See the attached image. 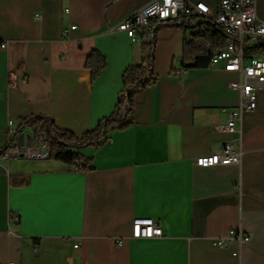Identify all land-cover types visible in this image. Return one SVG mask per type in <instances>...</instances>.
I'll return each mask as SVG.
<instances>
[{
  "label": "crops",
  "instance_id": "obj_1",
  "mask_svg": "<svg viewBox=\"0 0 264 264\" xmlns=\"http://www.w3.org/2000/svg\"><path fill=\"white\" fill-rule=\"evenodd\" d=\"M150 1L0 0V150L10 120L19 129L46 116L82 135L110 117L125 70L143 58L142 43L111 29ZM191 1L217 10L218 0ZM255 1L264 22V0ZM188 35L161 25L155 81L136 94L133 125L98 149H76L92 170L0 157V264H264V88L243 112L241 141L224 132V110L241 104L228 87L238 75L182 70ZM94 50L107 67L92 83L85 64ZM24 133L34 136L24 128L15 140ZM229 140L243 148L240 165H195ZM135 218L160 221L163 237L132 238ZM232 229L250 241L219 246Z\"/></svg>",
  "mask_w": 264,
  "mask_h": 264
},
{
  "label": "built area",
  "instance_id": "obj_2",
  "mask_svg": "<svg viewBox=\"0 0 264 264\" xmlns=\"http://www.w3.org/2000/svg\"><path fill=\"white\" fill-rule=\"evenodd\" d=\"M203 18L211 20L227 37L225 47L217 49L211 57L210 67L221 66L226 72L238 75L229 83V89L241 96L238 108L225 109L227 122L220 127L224 132L238 135L241 141L239 125L244 111L256 109L257 88H264V56L247 54L254 43L264 42V22L258 19L255 0H218L217 10L214 11L202 1L191 0H152L141 9L123 19L111 29V32L126 34L133 43H142L143 33L152 32L156 24L178 26L185 20ZM63 31L67 37L71 29ZM194 61L182 66L188 69ZM18 129L12 120L8 124V144L1 158L42 160L47 158L49 144L46 133L31 136L23 134V143L15 140ZM43 143V144H42ZM243 148L235 140L221 144L216 152L200 156L195 159L198 167L209 168L215 166L240 165ZM18 218L12 224H18ZM163 237L162 224L151 218H135L132 224V238L152 239ZM250 236L242 230L232 229L228 234L217 240L219 246H227L238 241L240 244L250 241ZM76 243L74 248L77 249ZM8 264H15L9 262Z\"/></svg>",
  "mask_w": 264,
  "mask_h": 264
},
{
  "label": "trees",
  "instance_id": "obj_3",
  "mask_svg": "<svg viewBox=\"0 0 264 264\" xmlns=\"http://www.w3.org/2000/svg\"><path fill=\"white\" fill-rule=\"evenodd\" d=\"M161 25L163 24H156L152 32L143 33L141 63L125 70L122 76L124 89L115 112L110 117L100 120L94 129L77 135L69 130L57 128L46 116H32L23 120L18 130L30 128L34 134H47L49 150L46 159L60 162L80 172L92 170L91 160L83 157L76 149L81 147L98 149L107 142L110 133L127 130L133 125L135 96L155 81L153 64L157 33ZM175 27L185 32L189 31L188 38L184 41V65L194 61L192 66L210 67L214 52L225 47L228 42V37L209 19L193 18ZM247 54L264 56V42L249 47ZM85 66L90 71L91 82L94 83L107 67V59L101 52L94 50L87 57ZM5 149L0 150V156Z\"/></svg>",
  "mask_w": 264,
  "mask_h": 264
},
{
  "label": "rangeland",
  "instance_id": "obj_4",
  "mask_svg": "<svg viewBox=\"0 0 264 264\" xmlns=\"http://www.w3.org/2000/svg\"><path fill=\"white\" fill-rule=\"evenodd\" d=\"M43 144V143H42ZM44 160H27V159H17L16 161H13V162H16L18 165H23V164H26V163H29V162H43Z\"/></svg>",
  "mask_w": 264,
  "mask_h": 264
}]
</instances>
